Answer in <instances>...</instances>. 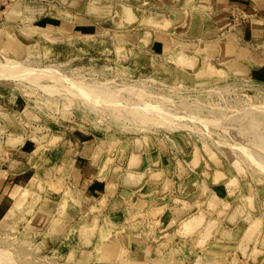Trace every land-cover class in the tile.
Here are the masks:
<instances>
[{
	"label": "rangeland",
	"instance_id": "1",
	"mask_svg": "<svg viewBox=\"0 0 264 264\" xmlns=\"http://www.w3.org/2000/svg\"><path fill=\"white\" fill-rule=\"evenodd\" d=\"M25 1L0 0V21ZM130 1L129 24L144 15L141 26L170 33L171 21L187 23L188 12H162L169 0ZM120 37L51 51L18 34L24 46L0 51V89L16 114L66 145L97 139L106 183L80 193L60 157L42 169L51 156L26 186L15 180L0 192V264H264V84L207 63L189 84L137 71L133 38Z\"/></svg>",
	"mask_w": 264,
	"mask_h": 264
},
{
	"label": "crops",
	"instance_id": "2",
	"mask_svg": "<svg viewBox=\"0 0 264 264\" xmlns=\"http://www.w3.org/2000/svg\"><path fill=\"white\" fill-rule=\"evenodd\" d=\"M169 1L166 6L164 3L162 12L168 15L176 9L189 13L185 25L171 21L170 33L141 26L140 21L147 17L144 15L136 16L138 20L129 24L132 19L129 11L135 9L130 0H126L127 4L117 0H26L21 4L19 17L0 21V51L15 43L24 46L18 34L56 51L85 38L103 37L108 42L118 33L123 41L132 36L127 48L132 67L137 71H165L172 82L189 84L197 82L201 68L207 63L222 69L227 76L264 84V0ZM116 13L124 25H116ZM181 58L191 59V66L182 63ZM11 96L0 89V121H3L0 125V192L9 191L18 178L22 181L16 187L26 186L30 182L26 181V175L36 171L51 156L42 169L49 173L60 157L73 189L80 193H100L104 189L102 182L105 183L99 174L101 157L97 161L101 148L104 149L101 143L94 137L87 139L80 135L81 139H69L72 143L66 145L64 136L28 126L26 123L31 116H18ZM201 197L202 193L198 199ZM172 212L180 221L194 216L193 212L179 209ZM140 247L139 242L132 244L133 249Z\"/></svg>",
	"mask_w": 264,
	"mask_h": 264
}]
</instances>
